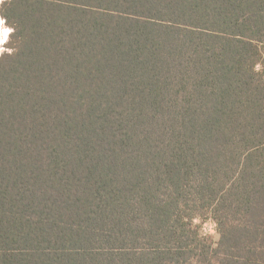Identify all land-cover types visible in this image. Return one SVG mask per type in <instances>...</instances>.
I'll return each instance as SVG.
<instances>
[{"label":"trees","instance_id":"obj_1","mask_svg":"<svg viewBox=\"0 0 264 264\" xmlns=\"http://www.w3.org/2000/svg\"><path fill=\"white\" fill-rule=\"evenodd\" d=\"M0 19V264H264V0Z\"/></svg>","mask_w":264,"mask_h":264},{"label":"rangeland","instance_id":"obj_2","mask_svg":"<svg viewBox=\"0 0 264 264\" xmlns=\"http://www.w3.org/2000/svg\"><path fill=\"white\" fill-rule=\"evenodd\" d=\"M3 0H0V3ZM0 21H3V24L0 25V57L2 54L6 52H10L8 49V42H9V36L12 32L11 28H9L3 19H0ZM7 34V35H6ZM199 223V221H197ZM203 233L207 236H210L213 240L217 241L218 236L215 233V225L211 221H207L205 224H203Z\"/></svg>","mask_w":264,"mask_h":264},{"label":"clouds","instance_id":"obj_3","mask_svg":"<svg viewBox=\"0 0 264 264\" xmlns=\"http://www.w3.org/2000/svg\"><path fill=\"white\" fill-rule=\"evenodd\" d=\"M3 24V21H0V25H2Z\"/></svg>","mask_w":264,"mask_h":264},{"label":"snow or ice","instance_id":"obj_4","mask_svg":"<svg viewBox=\"0 0 264 264\" xmlns=\"http://www.w3.org/2000/svg\"><path fill=\"white\" fill-rule=\"evenodd\" d=\"M7 35V34H6Z\"/></svg>","mask_w":264,"mask_h":264}]
</instances>
